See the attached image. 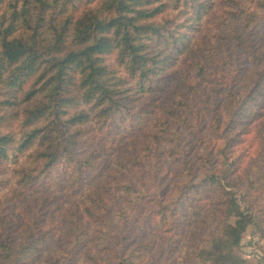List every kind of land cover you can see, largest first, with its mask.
Returning <instances> with one entry per match:
<instances>
[{"label":"trees","instance_id":"obj_1","mask_svg":"<svg viewBox=\"0 0 264 264\" xmlns=\"http://www.w3.org/2000/svg\"><path fill=\"white\" fill-rule=\"evenodd\" d=\"M217 1L234 8L218 21L223 46L263 42L241 88L226 90V113L206 131L184 115V92L176 106H137L194 54ZM260 107L264 0H0V264H249L237 248L251 223L264 235L250 192L264 187L247 175L241 208L242 138L230 134ZM113 122L129 125L115 142L126 153L86 181L96 157L80 148Z\"/></svg>","mask_w":264,"mask_h":264},{"label":"rangeland","instance_id":"obj_2","mask_svg":"<svg viewBox=\"0 0 264 264\" xmlns=\"http://www.w3.org/2000/svg\"><path fill=\"white\" fill-rule=\"evenodd\" d=\"M233 7L227 6L223 1H217L216 6L213 8L210 18L202 22V28L195 34L198 39L195 43L194 54L181 59L173 66L169 72H172L174 77L167 79V87L155 94H145V96L137 103V106L148 103L152 109L157 110L159 105L164 103H170L172 106H176V102L180 99L179 93L189 95L190 100L187 106H184V115L187 120L195 126H200L204 123L203 127L206 131H209L211 127V117L214 115H224L227 108L224 107L223 100L225 98L226 90L230 88L235 82L240 83V88L243 85L245 79H242L246 74L244 67L248 64V51L255 50L262 46L261 39H256L252 42L249 40L251 48H246L239 40L229 44V47L223 46L222 34H225L221 30V25L218 21L223 20L225 17H230V11ZM178 10L172 7L171 11L167 14L172 15ZM202 21V19H201ZM200 21V22H201ZM213 58V59H212ZM215 60L213 65L209 62ZM112 63V66L119 72L124 73L114 60H108ZM231 61L233 63H231ZM192 64V65H191ZM204 65V68L208 69L207 73H198L197 68L200 65ZM239 64V65H236ZM240 66V70H236ZM174 71H173V70ZM193 85L194 89L188 90V83ZM188 87L186 88V86ZM119 123H111L106 125L104 130L92 135L89 140L83 144L80 148L79 154L88 155L92 154L95 158L96 168L90 169L85 174V180L92 183L100 181L104 178L106 173L110 170L114 164V159L118 155L126 153L127 145H123L122 148H118L115 142L119 140V136L127 134L126 128H129L128 124L120 125L119 131L116 132L112 127L117 126ZM16 125L11 128L14 130ZM241 133V135H240ZM240 136L242 140L240 142L233 141L232 154L238 155V159H242L240 167L233 178L238 181L239 187L234 190L235 196L238 199L242 209L247 208L248 202L242 199V193L244 192V181L247 175L256 177L255 184L262 181L264 187V179L260 178L261 168L264 163V108H258L254 115L248 118V121L244 125H240L231 132L230 136ZM211 137V134L209 133ZM188 138V137H187ZM193 139L188 142L184 140L183 145L193 144ZM174 170V169H172ZM58 170L54 171V174L58 173ZM259 179V180H258ZM246 186V185H245ZM251 190V189H250ZM51 191V190H49ZM258 193L255 195L257 200V208L253 211L256 212L260 206L264 208V190L261 191L258 188L253 187L250 191ZM63 199V198H62ZM13 212L8 213L9 219L14 220L16 217ZM148 227H145L142 231H146ZM150 238V237H149ZM154 240L153 238H150ZM161 239V238H160ZM158 238V241L160 240ZM173 239H167L166 244ZM157 241V242H158ZM178 245L181 242H178ZM237 251L241 257H243L249 264H264V235L249 225L242 234V239ZM159 263V261H158ZM160 264V263H159Z\"/></svg>","mask_w":264,"mask_h":264}]
</instances>
